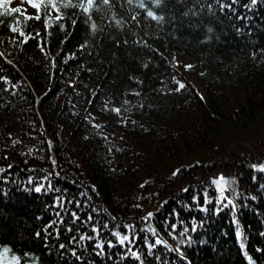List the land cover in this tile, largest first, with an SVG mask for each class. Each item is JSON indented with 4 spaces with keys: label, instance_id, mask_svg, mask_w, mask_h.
Masks as SVG:
<instances>
[{
    "label": "trees",
    "instance_id": "trees-1",
    "mask_svg": "<svg viewBox=\"0 0 264 264\" xmlns=\"http://www.w3.org/2000/svg\"><path fill=\"white\" fill-rule=\"evenodd\" d=\"M32 2L0 15V264H264V0Z\"/></svg>",
    "mask_w": 264,
    "mask_h": 264
},
{
    "label": "snow or ice",
    "instance_id": "snow-or-ice-1",
    "mask_svg": "<svg viewBox=\"0 0 264 264\" xmlns=\"http://www.w3.org/2000/svg\"><path fill=\"white\" fill-rule=\"evenodd\" d=\"M94 0H87V4L89 7H91L93 5ZM159 2V0H157V3ZM10 3V0H0V9H5V11H0V15H5L7 13L10 12H18L20 11V9L18 8H14V9H10L7 8V5ZM29 3L31 5V7L33 8H39V4L32 2V0H29ZM104 4H108L109 0H103ZM253 3H255V0H253ZM85 11H87V9H85ZM149 16H152L153 19H159L158 17L153 16L152 12L148 13ZM93 28H95V26L93 25ZM15 31V29H13ZM190 67V66H189ZM185 87V85L183 83L179 84V87L176 89L177 91H179L180 89H183ZM113 111H116L117 113H119V109H113ZM176 173H173V175H175ZM214 183L217 184L218 188H220L221 192H223L224 190V179L223 177L219 178L218 180L214 181ZM37 192L40 191L39 188L36 189ZM229 203H231V201H229ZM151 215V214H150ZM126 239V238H125Z\"/></svg>",
    "mask_w": 264,
    "mask_h": 264
},
{
    "label": "rangeland",
    "instance_id": "rangeland-1",
    "mask_svg": "<svg viewBox=\"0 0 264 264\" xmlns=\"http://www.w3.org/2000/svg\"><path fill=\"white\" fill-rule=\"evenodd\" d=\"M13 5L15 6L16 3H14ZM176 62H177L178 64H182V65H181V66H182V69H185V68H187V67H189V66H192L191 63L183 62L182 59H179V58L176 59ZM195 71H196L197 73L200 72L199 68H197V67L195 68ZM188 81L191 83V85H193L194 87H196L197 90H199L200 94H203V91L201 90V87L197 84V82H196L194 79H192V78H188Z\"/></svg>",
    "mask_w": 264,
    "mask_h": 264
}]
</instances>
